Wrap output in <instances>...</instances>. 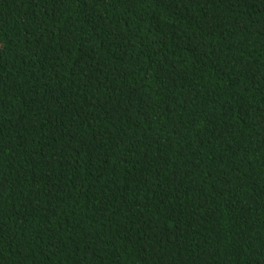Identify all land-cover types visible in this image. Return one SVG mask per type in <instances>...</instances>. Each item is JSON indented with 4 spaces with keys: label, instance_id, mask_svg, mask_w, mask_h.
<instances>
[{
    "label": "trees",
    "instance_id": "1",
    "mask_svg": "<svg viewBox=\"0 0 264 264\" xmlns=\"http://www.w3.org/2000/svg\"><path fill=\"white\" fill-rule=\"evenodd\" d=\"M0 264H264V0H0Z\"/></svg>",
    "mask_w": 264,
    "mask_h": 264
}]
</instances>
